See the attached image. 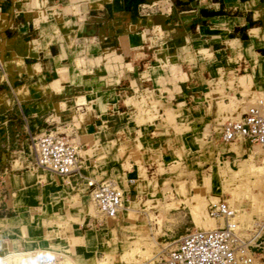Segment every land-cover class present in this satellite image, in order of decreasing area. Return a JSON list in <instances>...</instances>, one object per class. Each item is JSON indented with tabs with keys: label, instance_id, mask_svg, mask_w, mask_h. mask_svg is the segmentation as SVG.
<instances>
[{
	"label": "crops",
	"instance_id": "0c3cea01",
	"mask_svg": "<svg viewBox=\"0 0 264 264\" xmlns=\"http://www.w3.org/2000/svg\"><path fill=\"white\" fill-rule=\"evenodd\" d=\"M253 93L264 94V0H0L1 121L16 109L32 135L63 133L83 176L115 182L123 202L143 176H175L180 158L207 188L254 165L255 143L218 140ZM16 163L27 154L0 176V264L35 252L96 264L120 241L109 230L124 215L93 213L84 178ZM200 210L196 227H214Z\"/></svg>",
	"mask_w": 264,
	"mask_h": 264
},
{
	"label": "rangeland",
	"instance_id": "374dc122",
	"mask_svg": "<svg viewBox=\"0 0 264 264\" xmlns=\"http://www.w3.org/2000/svg\"><path fill=\"white\" fill-rule=\"evenodd\" d=\"M256 94H252L242 109H245L247 104L257 97ZM1 118L4 119L0 109V176L2 171L4 173L6 170L9 159L15 157L17 152L27 154L29 159L28 166H20L17 163L13 165L19 173L32 166L38 170L53 173L36 162L34 142L38 135L29 133L18 111L11 109L8 120L5 122H2ZM219 131V142L227 143L221 138V127ZM205 135L206 133L203 135L201 144L206 142ZM238 139L242 138H235L231 141ZM253 145L260 153L257 161H252L253 164L255 163L254 165H249V160L238 161V167L242 166L239 172L232 171V176H210L211 185L209 188L205 186L207 177H203L204 175L195 176L194 170L191 169L192 166L183 164L181 158L178 161L170 162L167 167L170 174L175 173V176H143L144 182L138 184L139 187H136L137 191L134 196L129 192H124L125 197L128 194V199H125L123 205L124 207L127 205L134 207L136 210L133 215H127L122 209L123 214L120 211L116 215H124L126 220L122 217L118 224L110 225L113 227L109 230L112 237H118L120 241L114 240L116 243L109 249L111 251H100L96 264H146L152 258L163 256L168 249L175 246L178 236L185 230L200 228L196 227L192 211L197 208L198 210L202 209L200 211L209 218L206 211L207 203L209 201L216 202L220 198L224 199L228 206L234 210L233 220L238 223L239 229L242 230L241 234L252 233L251 228H260L251 241L258 243V246L252 247L254 253L250 264H264V226L256 225L258 220L264 218V170L261 167L259 170L257 167L264 155V149L258 144ZM197 163L203 164L202 161ZM232 168L235 169L236 164ZM202 173L204 174V170ZM113 183L115 184V182ZM146 189H149V193L146 192ZM3 193L4 189L0 186V204L4 201ZM2 206L0 205V207ZM90 207L95 214L104 215L107 219L111 217L99 212L92 201ZM4 211V209L1 210V212ZM213 220L216 222L215 226L224 223L220 219ZM105 227V229L108 228ZM104 232L107 233V231ZM28 255L23 257V264L31 262L32 257ZM9 258L16 262V257L10 256Z\"/></svg>",
	"mask_w": 264,
	"mask_h": 264
},
{
	"label": "built area",
	"instance_id": "2783aa9c",
	"mask_svg": "<svg viewBox=\"0 0 264 264\" xmlns=\"http://www.w3.org/2000/svg\"><path fill=\"white\" fill-rule=\"evenodd\" d=\"M221 138L231 141L244 138L264 149V95L248 104L237 119L226 120L221 125ZM36 162L45 169L62 176L76 175L84 178L88 195L95 208L103 214H116L123 204L122 191L110 180H94L80 171L76 145L55 129H48L35 138ZM207 214L225 217V223L212 228L185 230L177 238L174 247L146 264H250L258 243L255 236L241 234L236 221L230 220L233 210L224 199L209 201ZM245 229V228H244ZM258 246V245H257ZM29 264H62L52 253L35 252Z\"/></svg>",
	"mask_w": 264,
	"mask_h": 264
},
{
	"label": "bare ground",
	"instance_id": "6f19581e",
	"mask_svg": "<svg viewBox=\"0 0 264 264\" xmlns=\"http://www.w3.org/2000/svg\"><path fill=\"white\" fill-rule=\"evenodd\" d=\"M254 143V142H253ZM255 144H257V143H255ZM259 145V144H258ZM123 209V204H122V206H121V209L118 211V212H120L121 210ZM100 212V211H99ZM117 212V213H118ZM108 216H116V214H113V215H108ZM233 216H234V211H233V214H232V216L231 217H229L230 218V220H233ZM211 217H213V216H211ZM214 218H216V217H214ZM217 218H219V219H223V221H224V223H225V217L223 216V217H217ZM256 225H258L259 227H262V226H264V219H262V220H260V221H257L256 222ZM252 229V233L251 232H248V233H246L245 234V236H247V238L249 239V237H250V235H255L256 233H257V231L258 230H260V228H251ZM251 231V230H250ZM252 263V262H251Z\"/></svg>",
	"mask_w": 264,
	"mask_h": 264
}]
</instances>
